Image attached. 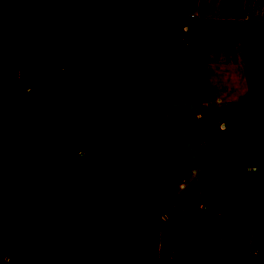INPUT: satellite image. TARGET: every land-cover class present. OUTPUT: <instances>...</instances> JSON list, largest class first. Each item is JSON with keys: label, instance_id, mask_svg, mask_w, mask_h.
Returning <instances> with one entry per match:
<instances>
[{"label": "rangeland", "instance_id": "obj_1", "mask_svg": "<svg viewBox=\"0 0 264 264\" xmlns=\"http://www.w3.org/2000/svg\"><path fill=\"white\" fill-rule=\"evenodd\" d=\"M0 3L8 9L0 6V77L43 50L86 67L97 47L111 43L112 0ZM24 36L32 46L17 42ZM130 51L140 72L169 73L161 256L264 264V0H173L171 18L134 34ZM86 94L81 88L74 100L75 117L46 118L52 131L29 134L24 124L26 154L81 156ZM81 240L79 254L99 242ZM51 247L35 246L39 264L70 261L63 247ZM0 264H10L1 251Z\"/></svg>", "mask_w": 264, "mask_h": 264}, {"label": "trees", "instance_id": "obj_2", "mask_svg": "<svg viewBox=\"0 0 264 264\" xmlns=\"http://www.w3.org/2000/svg\"><path fill=\"white\" fill-rule=\"evenodd\" d=\"M172 10L173 0H112L111 43L90 57L79 157L17 152L23 87L0 86V251L10 264H39V245L63 247L66 264H251L158 255L169 73L140 72L130 39ZM87 235L98 245L79 254Z\"/></svg>", "mask_w": 264, "mask_h": 264}, {"label": "crops", "instance_id": "obj_3", "mask_svg": "<svg viewBox=\"0 0 264 264\" xmlns=\"http://www.w3.org/2000/svg\"><path fill=\"white\" fill-rule=\"evenodd\" d=\"M14 1V0H13ZM23 2V0H22ZM24 4V3H22ZM2 4L0 3V6ZM21 5V4H20ZM2 12H8L7 8L1 6ZM8 34H2L1 36ZM18 35L21 36L19 33ZM21 45L26 43L32 46L31 41L24 36L16 39ZM25 42V43H24ZM9 43V40H8ZM43 50L41 57L29 60L19 61L13 66V73L9 77H0L5 79V85L19 84L23 87V93L18 99V125L16 148L22 154H26L29 145L26 144L21 133L25 132L24 127L27 125L28 131L25 133L46 132L51 130V124H48L46 118L63 115L69 118L76 116L74 100L78 99L81 88L87 91L88 84V64L82 65V68L76 69L72 62L68 63L64 60L62 52L55 51L52 55L51 51ZM76 54L73 56L76 58ZM70 57H72L69 54ZM89 59V58H88ZM87 59V60H88ZM75 60V59H74ZM90 60V59H89ZM88 66V67H87ZM85 101H82L83 108ZM42 118H45L44 122ZM50 122H52L49 119ZM25 124V126H24ZM22 126V128H20ZM52 156V155H51ZM173 211H170L166 220H169ZM161 229L159 230V232ZM161 245L158 236V255L161 256ZM163 258H172L170 251L163 252ZM168 254V255H167ZM187 258V257H180Z\"/></svg>", "mask_w": 264, "mask_h": 264}, {"label": "flooded vegetation", "instance_id": "obj_4", "mask_svg": "<svg viewBox=\"0 0 264 264\" xmlns=\"http://www.w3.org/2000/svg\"><path fill=\"white\" fill-rule=\"evenodd\" d=\"M162 38H163V36H162ZM162 38H160L159 40H160V41L163 40Z\"/></svg>", "mask_w": 264, "mask_h": 264}]
</instances>
